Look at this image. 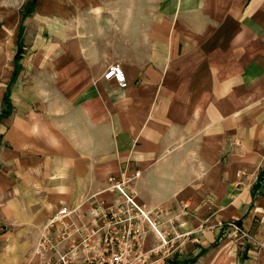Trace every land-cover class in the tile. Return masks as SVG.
I'll list each match as a JSON object with an SVG mask.
<instances>
[{
  "label": "crops",
  "instance_id": "1",
  "mask_svg": "<svg viewBox=\"0 0 264 264\" xmlns=\"http://www.w3.org/2000/svg\"><path fill=\"white\" fill-rule=\"evenodd\" d=\"M20 32L0 264H38L61 206L123 202L110 177L154 264H264V0H0V113Z\"/></svg>",
  "mask_w": 264,
  "mask_h": 264
},
{
  "label": "built area",
  "instance_id": "2",
  "mask_svg": "<svg viewBox=\"0 0 264 264\" xmlns=\"http://www.w3.org/2000/svg\"><path fill=\"white\" fill-rule=\"evenodd\" d=\"M104 78H115L122 87L126 84L125 75L117 64L106 69ZM139 175L140 171H135L132 177ZM108 183L109 188L121 193L125 200L97 205L89 211L68 206L58 208L41 229L35 246L38 264H154L144 250L143 229L137 223V214L151 224L163 245L167 240L138 208L125 190L123 180L110 177ZM229 228V232H235L240 238L251 239L239 225L229 223Z\"/></svg>",
  "mask_w": 264,
  "mask_h": 264
},
{
  "label": "trees",
  "instance_id": "3",
  "mask_svg": "<svg viewBox=\"0 0 264 264\" xmlns=\"http://www.w3.org/2000/svg\"><path fill=\"white\" fill-rule=\"evenodd\" d=\"M30 12V9H26L25 13H24V16L27 15L28 13ZM17 50H16V53L14 55V59H13V62H14V68H13V71H12V77H11V81L10 83L8 84L7 88H6V91H5V94H4V97H3V109L0 113V117H6L10 114L11 112V109H12V105H11V102H10V84L12 82H14L19 70H20V60L23 56V43H22V34L20 32L19 36H18V40H17ZM181 264H186V263H181Z\"/></svg>",
  "mask_w": 264,
  "mask_h": 264
}]
</instances>
